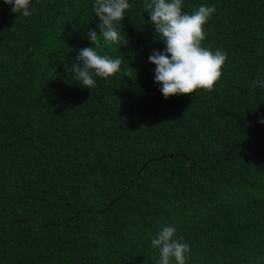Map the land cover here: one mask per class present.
Masks as SVG:
<instances>
[{"label":"trees","instance_id":"trees-1","mask_svg":"<svg viewBox=\"0 0 264 264\" xmlns=\"http://www.w3.org/2000/svg\"><path fill=\"white\" fill-rule=\"evenodd\" d=\"M91 4L34 0L23 17L0 0V264H155L166 225L186 264H264V0H183L215 5L202 46L227 60L211 91L167 99L144 0L127 43L103 48L121 71L76 85Z\"/></svg>","mask_w":264,"mask_h":264},{"label":"clouds","instance_id":"clouds-1","mask_svg":"<svg viewBox=\"0 0 264 264\" xmlns=\"http://www.w3.org/2000/svg\"><path fill=\"white\" fill-rule=\"evenodd\" d=\"M2 2L23 17H30L34 11V0ZM130 8V0H92V12L101 22L98 25L100 34L89 30L88 39L93 46L76 53L75 63L71 64L73 78L79 82L76 85L92 89L96 85L95 78L107 81L121 71V56L102 53L104 46L120 47L127 43L121 22ZM144 11L148 14L147 23L154 26L155 39L158 36L156 40L165 46L163 50L153 49L148 56L149 62L155 65L154 83L164 98L174 94H193L196 90L211 91L227 60V53L223 50L202 46L206 35L204 26L216 12L215 5L200 4L188 13L183 11V0H144ZM128 77H132L131 73ZM250 87L264 91V79L252 81ZM258 123L264 124V118ZM183 240L174 227L159 228L150 239L151 247L159 253L155 264H186L190 246Z\"/></svg>","mask_w":264,"mask_h":264}]
</instances>
